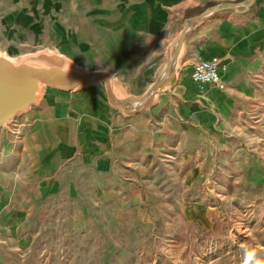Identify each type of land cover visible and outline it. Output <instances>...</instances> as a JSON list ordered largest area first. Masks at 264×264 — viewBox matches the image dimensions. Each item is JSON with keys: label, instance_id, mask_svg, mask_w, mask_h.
I'll return each instance as SVG.
<instances>
[{"label": "rangeland", "instance_id": "rangeland-1", "mask_svg": "<svg viewBox=\"0 0 264 264\" xmlns=\"http://www.w3.org/2000/svg\"><path fill=\"white\" fill-rule=\"evenodd\" d=\"M105 1L117 6L107 28L87 26V0H0V54L57 52L139 96L187 17L248 0ZM180 71L138 113L136 144L87 138V89L103 94L102 82L79 99L42 85L0 127V264H264V73L227 99Z\"/></svg>", "mask_w": 264, "mask_h": 264}, {"label": "crops", "instance_id": "crops-1", "mask_svg": "<svg viewBox=\"0 0 264 264\" xmlns=\"http://www.w3.org/2000/svg\"><path fill=\"white\" fill-rule=\"evenodd\" d=\"M132 2L135 5L153 4L155 9L160 11H171L174 7L171 0L163 3L159 0H132ZM107 3L105 0H87V26L109 27L106 12L116 11L117 6L115 4L110 6ZM193 8V5L184 7L186 10ZM93 13L96 15L93 16ZM158 24L157 21L156 25ZM107 35L97 40L107 42L111 39ZM95 37L93 34L92 41ZM198 55H202L203 58L216 56L225 64L221 77L226 87L220 90L225 91L224 98H231L233 92L239 90L254 89L252 85L264 73V0H256L251 7L242 10L219 11L198 21L184 39L178 60L181 70L178 82L190 80V71ZM76 91L73 96L75 99L85 96L84 92ZM177 93L186 96L184 90L177 89ZM215 101L217 103L219 99ZM219 104L220 102L216 104L217 108ZM197 107L199 108L200 105ZM208 107L210 108V105ZM191 108L195 109L196 106ZM200 111L201 116L210 113L207 109H199ZM144 121L145 118L138 113L126 115L114 106H110L105 92L101 94L87 89V138L92 141L98 139L101 141L103 138L115 139L117 146H123L125 139L130 140L132 144L139 143V129Z\"/></svg>", "mask_w": 264, "mask_h": 264}, {"label": "water", "instance_id": "water-1", "mask_svg": "<svg viewBox=\"0 0 264 264\" xmlns=\"http://www.w3.org/2000/svg\"><path fill=\"white\" fill-rule=\"evenodd\" d=\"M252 1L226 3L187 17L182 31L169 50L165 68L139 96L120 93L114 79L108 73L101 70L80 69L67 57L57 52L39 51L26 54L19 60L0 54V127L36 104L42 85L67 91L102 82L107 99L112 106L126 115L137 114L151 104L157 93L168 90L174 84L185 36L198 21L223 9L249 7Z\"/></svg>", "mask_w": 264, "mask_h": 264}, {"label": "built area", "instance_id": "built-area-1", "mask_svg": "<svg viewBox=\"0 0 264 264\" xmlns=\"http://www.w3.org/2000/svg\"><path fill=\"white\" fill-rule=\"evenodd\" d=\"M225 64L216 56L202 58L194 62L190 71V80L199 86L214 84L217 89L224 90L226 85L221 77Z\"/></svg>", "mask_w": 264, "mask_h": 264}]
</instances>
